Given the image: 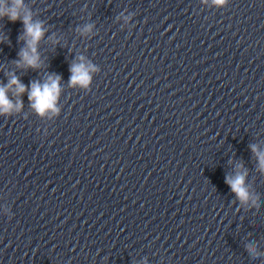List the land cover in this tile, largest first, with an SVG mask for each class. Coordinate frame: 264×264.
Returning a JSON list of instances; mask_svg holds the SVG:
<instances>
[{
	"label": "clouds",
	"instance_id": "9594fccd",
	"mask_svg": "<svg viewBox=\"0 0 264 264\" xmlns=\"http://www.w3.org/2000/svg\"><path fill=\"white\" fill-rule=\"evenodd\" d=\"M215 2L217 4H223L225 0H215ZM22 6L23 0H12L11 7L0 4V18L7 17V19L13 23L17 20H22L28 47L21 52L22 63H18V66L37 68L39 67L37 44L44 33L40 23L32 22L30 12L24 11V14L21 15ZM81 60H83V57H81ZM94 70L95 69L90 64H73L70 68L72 73L70 84L87 86L91 80L90 72ZM59 81V76H49L47 82L43 84L39 82H33L31 84L29 100L33 109L38 114L43 115L49 110H55V103L60 91ZM13 85L16 87L17 93H23L26 90L25 85L21 84L15 76H12L8 86L0 87V114H7L13 108L12 102L7 97V91ZM19 106L20 105H17V107ZM253 151L257 152L255 146H253ZM257 155L260 160V166L264 169V153L257 152ZM244 179V175L241 174H237L234 178H226V183L242 202L248 199V191L244 186Z\"/></svg>",
	"mask_w": 264,
	"mask_h": 264
}]
</instances>
